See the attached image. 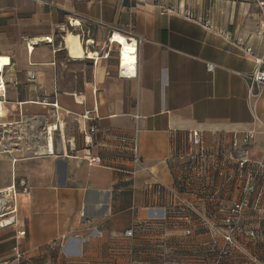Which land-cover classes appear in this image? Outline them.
<instances>
[{
	"label": "crops",
	"instance_id": "crops-1",
	"mask_svg": "<svg viewBox=\"0 0 264 264\" xmlns=\"http://www.w3.org/2000/svg\"><path fill=\"white\" fill-rule=\"evenodd\" d=\"M262 58L255 0H0V264H212L233 136L264 161ZM252 203L231 264H264V181Z\"/></svg>",
	"mask_w": 264,
	"mask_h": 264
},
{
	"label": "built area",
	"instance_id": "built-area-1",
	"mask_svg": "<svg viewBox=\"0 0 264 264\" xmlns=\"http://www.w3.org/2000/svg\"><path fill=\"white\" fill-rule=\"evenodd\" d=\"M255 2L260 9V14L264 22V1L255 0ZM224 36L229 42L240 46L243 45L242 39H233V37L228 33H226ZM137 46L138 43L136 41L135 57ZM245 50L248 54L252 53L251 48L245 47ZM206 66L208 72L210 73L215 70V66L212 63H207ZM244 77L248 82V96L251 98L260 94L264 90V59L262 58L256 60L255 67L252 72L248 75H245ZM93 113L96 114V108ZM91 115V112H86L83 115V119L89 122L94 121L95 118H93ZM95 131V126H91L90 133L94 134ZM84 141L85 144L92 145V139L89 136H85ZM191 144L200 149V158H206V153L202 148V136L199 131H193L191 133ZM249 145V133H244L242 136L234 135L230 143V148L225 150L223 154L225 165L229 166L234 164L236 166V177L242 183V192L241 196L232 202L229 210L227 211L226 217L223 219V239L225 247L222 249V256L230 255L228 248H233L235 250L241 249L239 243L234 239V235L237 231H239L241 220L245 212L253 208L252 200L259 189L260 182L264 181V161H250L247 158ZM187 234H190V232L187 231ZM125 236L128 238H133V230L125 232ZM250 236L253 237V234H250ZM216 264H219V261H217Z\"/></svg>",
	"mask_w": 264,
	"mask_h": 264
},
{
	"label": "bare ground",
	"instance_id": "bare-ground-1",
	"mask_svg": "<svg viewBox=\"0 0 264 264\" xmlns=\"http://www.w3.org/2000/svg\"><path fill=\"white\" fill-rule=\"evenodd\" d=\"M134 40V39H133ZM114 42L121 47L122 67L125 69L130 63L135 62V46L131 45L128 39L122 35L114 36ZM2 64L8 62V59L1 60ZM135 64V63H134ZM137 64V63H136ZM136 67V66H135ZM126 70V69H125ZM127 71V70H126ZM124 72V71H123ZM129 73V72H128ZM126 75V74H125ZM134 77V76H133ZM3 107V106H2ZM2 114V108L0 107V115ZM2 120V119H1ZM1 124V123H0ZM52 140H50L51 142ZM5 210V209H4ZM3 213V212H1ZM0 213V214H1ZM2 215V214H1ZM5 222V221H4ZM1 224V223H0ZM5 224H8L7 222Z\"/></svg>",
	"mask_w": 264,
	"mask_h": 264
},
{
	"label": "trees",
	"instance_id": "trees-1",
	"mask_svg": "<svg viewBox=\"0 0 264 264\" xmlns=\"http://www.w3.org/2000/svg\"><path fill=\"white\" fill-rule=\"evenodd\" d=\"M223 230H224V224H223ZM239 231L236 232V234L234 235V239L239 243L240 245V242L238 241L237 239V233ZM190 235V234H188ZM241 248V246H240ZM222 249L223 247H218L216 246L215 247V250L213 251V263L212 264H216L217 261H219V264H231V261L229 260V258L231 257L230 255H232V252H236V253H239L240 250H235L233 248H228L229 252H230V255L228 256H222L221 252H222Z\"/></svg>",
	"mask_w": 264,
	"mask_h": 264
},
{
	"label": "rangeland",
	"instance_id": "rangeland-1",
	"mask_svg": "<svg viewBox=\"0 0 264 264\" xmlns=\"http://www.w3.org/2000/svg\"><path fill=\"white\" fill-rule=\"evenodd\" d=\"M36 129H39V130H41V127L40 126H37L36 128H35V130ZM28 130V129H27ZM13 134V133H12ZM0 138H2V136L0 137ZM2 140V139H1ZM30 141H32V142H34V141H36V139H35V137H32V138H30L29 139ZM28 140V141H29ZM37 141H39L38 139H37ZM221 238H222V236H221V234H218V240H221ZM223 239V238H222ZM223 241H224V239H223ZM221 247H225V243H224V245H222ZM237 255H239V254H237L236 252H232V255H230V256H236L237 257Z\"/></svg>",
	"mask_w": 264,
	"mask_h": 264
}]
</instances>
